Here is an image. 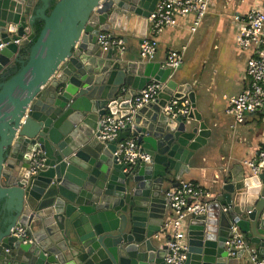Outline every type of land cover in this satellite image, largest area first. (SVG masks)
Returning <instances> with one entry per match:
<instances>
[{
    "label": "water",
    "instance_id": "95a60500",
    "mask_svg": "<svg viewBox=\"0 0 264 264\" xmlns=\"http://www.w3.org/2000/svg\"><path fill=\"white\" fill-rule=\"evenodd\" d=\"M157 1L0 0V264H165L166 186L179 185L211 130L180 74L97 42L104 31L143 42ZM151 82L163 85L156 99L99 140L100 117L129 114ZM171 98L190 100L186 117L165 113ZM129 138L150 162L115 160ZM38 149L47 167L31 175ZM16 224L32 243L12 236ZM232 225L264 257V170L220 175L205 212L187 222L185 264H244L243 251L226 249Z\"/></svg>",
    "mask_w": 264,
    "mask_h": 264
},
{
    "label": "built area",
    "instance_id": "2783aa9c",
    "mask_svg": "<svg viewBox=\"0 0 264 264\" xmlns=\"http://www.w3.org/2000/svg\"><path fill=\"white\" fill-rule=\"evenodd\" d=\"M211 0H158L154 11L148 18V30L152 36L159 35L165 28L175 27L179 19H190V31L195 33L206 17ZM237 27L236 42L241 50L250 53L244 74V87L241 92L228 99L226 113L234 118L235 124H242L247 116L257 115L264 118V12L252 9L248 13L233 15ZM97 42L103 51L117 47L120 53L126 51V42L122 37L113 36L109 32H100ZM158 43L155 38L145 39L139 47L140 59H154ZM186 46L180 50L168 52L164 62L165 67L177 71L184 63ZM158 82L148 83L139 94L132 97L129 114L107 112L98 121L97 137L103 142H109L118 137L120 132L133 120V114L141 106L154 101L162 90ZM165 113L172 117H186L191 110L188 98H171L164 108ZM115 160L125 164L127 168L141 162H150V156L141 151L135 139L129 138L120 144L114 153ZM253 174L264 170V149L245 161ZM47 167L44 153L38 149L33 151L29 171L36 175ZM210 196L200 184L181 180L175 188L164 192L167 200V213L161 232L168 236L165 264H185L188 253L186 236L187 222L190 218L205 212L207 198ZM12 236L22 243H32V234L27 226L16 224ZM226 249L230 256H236L243 251L249 264H264V257L253 245H250L245 235L236 225H232L230 236L226 241Z\"/></svg>",
    "mask_w": 264,
    "mask_h": 264
},
{
    "label": "crops",
    "instance_id": "0c3cea01",
    "mask_svg": "<svg viewBox=\"0 0 264 264\" xmlns=\"http://www.w3.org/2000/svg\"><path fill=\"white\" fill-rule=\"evenodd\" d=\"M252 9L264 12V0H211L208 13L195 33L190 31V19H179L175 27L165 28L155 37L147 32L146 39L155 38L158 43L154 60L163 65L169 51L186 46L184 63L176 72L192 85L196 108L211 135L193 155L189 172L181 180L194 181L210 194L221 174L251 172L245 161L264 149V118L251 115L236 125L234 118L226 113L228 99L244 87L250 55L236 42L233 15H244ZM140 44L137 38L128 39L124 54L129 60L140 59ZM172 188L167 184V190ZM243 263L249 264L246 255Z\"/></svg>",
    "mask_w": 264,
    "mask_h": 264
},
{
    "label": "trees",
    "instance_id": "16d2710c",
    "mask_svg": "<svg viewBox=\"0 0 264 264\" xmlns=\"http://www.w3.org/2000/svg\"><path fill=\"white\" fill-rule=\"evenodd\" d=\"M42 28V23H39L37 26H36V34H39L40 30ZM32 46V43L31 44H28L25 48L22 49L21 51V54L24 58H26L28 56V53H29V49L30 47ZM20 68V65H15L14 68H12L9 72L8 75H6L5 79L9 78L11 75H13L18 69Z\"/></svg>",
    "mask_w": 264,
    "mask_h": 264
},
{
    "label": "flooded vegetation",
    "instance_id": "af4514ba",
    "mask_svg": "<svg viewBox=\"0 0 264 264\" xmlns=\"http://www.w3.org/2000/svg\"><path fill=\"white\" fill-rule=\"evenodd\" d=\"M6 225L0 224V230H2Z\"/></svg>",
    "mask_w": 264,
    "mask_h": 264
}]
</instances>
